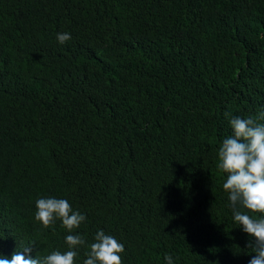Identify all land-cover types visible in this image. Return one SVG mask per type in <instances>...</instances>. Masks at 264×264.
Returning a JSON list of instances; mask_svg holds the SVG:
<instances>
[{
    "label": "trees",
    "instance_id": "trees-1",
    "mask_svg": "<svg viewBox=\"0 0 264 264\" xmlns=\"http://www.w3.org/2000/svg\"><path fill=\"white\" fill-rule=\"evenodd\" d=\"M260 113L264 0H0V258L79 234L83 264L103 230L122 264H249L218 151ZM40 198L86 220L44 229Z\"/></svg>",
    "mask_w": 264,
    "mask_h": 264
},
{
    "label": "clouds",
    "instance_id": "clouds-1",
    "mask_svg": "<svg viewBox=\"0 0 264 264\" xmlns=\"http://www.w3.org/2000/svg\"><path fill=\"white\" fill-rule=\"evenodd\" d=\"M70 39L67 32L57 34L61 44ZM259 119L264 120V113L259 114ZM230 124L233 135L223 140L218 151L217 167L227 174L222 188L228 194L234 221L254 239L255 245L250 242L249 247L256 254L249 264H264V216L253 218L248 214H264V124L252 117L233 118ZM36 209L35 220L44 229L60 220L62 227L72 233L86 220V216L74 211L66 199L40 198L36 201ZM65 243L67 250L63 253L56 250L43 258H32V247L28 246L23 252L13 253L10 259L0 258V264H75L78 249L86 240L79 234H69ZM88 247L90 251L85 253L87 258L83 264H122L120 253L124 252V245L103 230L95 234L94 242ZM164 259L167 264H173L171 255Z\"/></svg>",
    "mask_w": 264,
    "mask_h": 264
}]
</instances>
